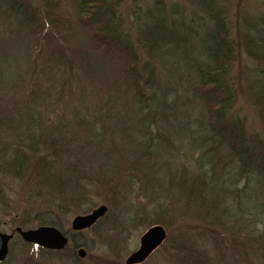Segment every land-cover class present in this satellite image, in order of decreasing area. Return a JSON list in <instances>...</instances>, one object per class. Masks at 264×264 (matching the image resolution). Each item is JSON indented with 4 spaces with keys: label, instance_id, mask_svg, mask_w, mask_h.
I'll list each match as a JSON object with an SVG mask.
<instances>
[{
    "label": "trees",
    "instance_id": "16d2710c",
    "mask_svg": "<svg viewBox=\"0 0 264 264\" xmlns=\"http://www.w3.org/2000/svg\"><path fill=\"white\" fill-rule=\"evenodd\" d=\"M222 1L188 0L197 26L185 36L173 24L186 7L135 0L133 37L121 0H39L47 29L29 0H0V16L29 29L34 54L16 82L26 92L24 128L14 132L8 123L17 120L0 110V175L49 194L34 225L63 231L54 208L84 213L95 200L109 211L133 210L131 225H162L167 238L159 248L176 264H264V136L249 130L236 106L235 48ZM262 20L243 31L257 64L247 96L264 129ZM192 36L197 51L181 52ZM50 107L67 111L71 124L45 115ZM81 234L68 236L72 251Z\"/></svg>",
    "mask_w": 264,
    "mask_h": 264
},
{
    "label": "rangeland",
    "instance_id": "374dc122",
    "mask_svg": "<svg viewBox=\"0 0 264 264\" xmlns=\"http://www.w3.org/2000/svg\"><path fill=\"white\" fill-rule=\"evenodd\" d=\"M151 0H136L140 2L142 7L149 5ZM171 3H175L179 6L186 7V10L182 14L174 17V24L177 33L181 35H187V27L197 26L196 22L189 20L192 18V14L195 8L192 5H188V0H168ZM35 7V13L38 17V22L47 29V23L43 18V9L39 0H29ZM135 0H121L120 9L122 11V18L124 19V26L128 28L134 37V18L132 16L133 6ZM225 14L228 18L231 34L234 45L235 58L232 63L231 76H235V86H237L238 100L236 102L237 108L241 111V114L247 117V127L250 131H259L264 136L263 128L260 125V119L256 115V107L254 103L247 96L250 90L248 81L255 77V68L257 66L255 60L251 59L246 53V44L244 42L243 31H248L249 25L252 20L263 19L264 22V0H224L221 2ZM71 7L69 8V10ZM150 14L153 15L151 19L153 21L159 20V13L157 10L151 9ZM201 15V14H199ZM166 24L170 23V17L165 15ZM263 17V18H262ZM142 22L148 21L145 16L142 17ZM203 26L198 31L201 35H204ZM129 31V32H130ZM199 37L192 36L189 38L188 43H181L179 50L184 53L196 52ZM31 34L27 26L23 29L17 18L7 14H1L0 16V110L6 112L7 116L11 115V118H15L17 121L8 123L14 132H18L20 128H24L25 119V99L26 92L22 91L21 86L16 84L19 75H23V72L31 67V59L34 56L31 44ZM143 54V52H142ZM144 57V55H142ZM145 58V57H144ZM6 61V62H5ZM239 82V83H237ZM18 107V110H17ZM58 110L54 112L50 107L44 114L55 115L59 114L69 124L70 119L67 117V111ZM21 121V122H19ZM23 123V124H22ZM19 126V127H17ZM2 128V125L0 126ZM17 130H15V129ZM15 137V136H14ZM11 137V138H14ZM17 139L18 138H14ZM10 142L13 139H8ZM3 142H5L3 140ZM36 189V190H35ZM33 188L31 181H19L14 180L11 176L0 175V232H5L12 235L10 243L12 242V256L9 260L3 264H125L127 256L137 250L139 238L141 234L147 230L148 223H142L141 219L135 218L137 223L131 225V215L134 217L133 210L126 211L120 206L116 205L115 209H110L107 206V211L95 227L86 229L80 236H75L80 247L75 246L74 251L73 244L69 242L67 248H65L62 255H48L42 254L38 248L35 249L31 243L24 241L17 234L15 229L17 227L25 229H33L37 227V218L45 217V210H47L46 202L48 201L49 194L43 193L42 189ZM44 196V197H42ZM98 198V197H95ZM95 202V203H94ZM94 205L89 206V210L84 213L90 212L103 203H97L93 200ZM54 208L56 213L54 218L60 223L61 229L66 231L68 236L74 234L70 229V223L75 215L84 214L79 211L69 212L66 208ZM43 212V213H42ZM52 217V213L50 214ZM38 216V217H37ZM105 217V218H104ZM104 218V219H103ZM130 221V223H129ZM129 223V224H128ZM175 223L173 222L172 225ZM155 225V224H154ZM27 226V227H26ZM21 228V229H22ZM16 235L19 236L17 239ZM22 241V242H21ZM24 242V243H23ZM23 243V244H22ZM200 244V243H199ZM78 248L85 250L84 257L77 255ZM170 246L166 247L168 250ZM72 252L77 255L78 261L71 259ZM160 248H158L152 255H150L148 261L144 264H176L173 254H169L165 251L162 254Z\"/></svg>",
    "mask_w": 264,
    "mask_h": 264
},
{
    "label": "water",
    "instance_id": "95a60500",
    "mask_svg": "<svg viewBox=\"0 0 264 264\" xmlns=\"http://www.w3.org/2000/svg\"><path fill=\"white\" fill-rule=\"evenodd\" d=\"M107 211V206L99 205L90 212L75 215L70 223V228L74 231H83L95 225ZM21 239L41 248L50 250L63 249L68 243L66 236L55 226L43 225L33 229H15ZM167 234L165 228L160 225L149 227L139 238L138 248L130 253L125 260V264H138L144 262L150 253H152L165 240ZM12 235L5 232H0V262L9 254V241ZM77 254L79 257H84L85 250L78 248Z\"/></svg>",
    "mask_w": 264,
    "mask_h": 264
}]
</instances>
